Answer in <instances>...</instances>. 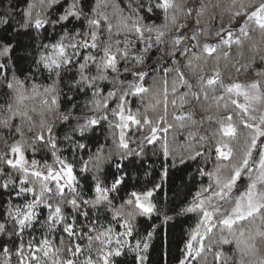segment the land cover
Returning <instances> with one entry per match:
<instances>
[{"label":"snow or ice","instance_id":"1","mask_svg":"<svg viewBox=\"0 0 264 264\" xmlns=\"http://www.w3.org/2000/svg\"><path fill=\"white\" fill-rule=\"evenodd\" d=\"M214 7L0 0V264H264V0Z\"/></svg>","mask_w":264,"mask_h":264},{"label":"trees","instance_id":"2","mask_svg":"<svg viewBox=\"0 0 264 264\" xmlns=\"http://www.w3.org/2000/svg\"><path fill=\"white\" fill-rule=\"evenodd\" d=\"M196 3H197V0H187V6L189 7L193 6ZM213 3L215 4L216 1L213 0ZM230 6H231V0H222V4L220 5V7L211 8L208 15L210 17L213 13H215L217 16L223 15L225 19L227 16L226 10ZM5 7H7V4H5ZM209 22L214 23L211 20ZM253 36L254 38H259L258 33H253ZM158 75L159 74H157V76ZM240 77H245V76L242 75ZM149 84H151V81H149ZM150 99L151 97H146L145 102H148ZM136 103H139V102H136ZM195 111H196L197 118L198 119L202 118L204 114L200 111V107H197ZM200 130H203L204 132L208 134V132L211 131L212 129L208 128L206 125L205 128H202ZM184 131H187V129H185ZM105 134H106V131H105ZM178 139L180 141H183L184 139L183 135H178ZM242 142H243V135L241 136L240 140L234 141L233 144L234 146H237L239 144H242ZM207 167L211 169L212 164L209 163ZM194 170H195V165H193L192 168L187 169L183 173L175 172V170H173V174H170L168 181L163 188V201L168 202L171 206L174 207L175 204H179L183 202L185 197H189L190 191H194L195 186H197L201 182V178L198 176L195 178V180L189 177L188 173L194 172ZM203 182L207 183L206 177L203 178ZM160 195H161L160 193H157V196H160ZM169 214L171 215L172 213H169ZM191 222L192 221H189V223ZM157 223L159 224V230L161 231V237L154 238L153 243L156 244L158 243L159 240H162L165 251H167L169 246L173 247L174 249L175 243H176V237L179 235L181 228L182 227L187 228L189 226V223H185L182 225L176 221H170L168 224H162L160 221H157ZM150 259L152 261L159 259L157 252H151ZM167 259L169 260L170 264H174V259H175L174 256L169 255ZM131 261H132L131 256H128L127 264H131ZM202 264H215L214 257L211 254L207 255L206 259L202 261Z\"/></svg>","mask_w":264,"mask_h":264},{"label":"rangeland","instance_id":"3","mask_svg":"<svg viewBox=\"0 0 264 264\" xmlns=\"http://www.w3.org/2000/svg\"><path fill=\"white\" fill-rule=\"evenodd\" d=\"M214 1H216V3H219V5L222 4V0H214ZM191 7H192V6H191ZM223 22H224L225 24H227V22H228V16H226V18L223 20ZM250 78H251L250 76L239 77L240 80H247V79H250ZM200 132H201L202 134H204V135H207V133L204 132L203 130H200Z\"/></svg>","mask_w":264,"mask_h":264}]
</instances>
